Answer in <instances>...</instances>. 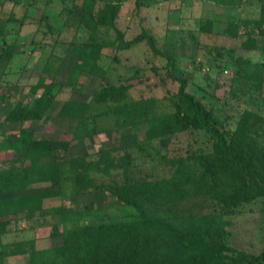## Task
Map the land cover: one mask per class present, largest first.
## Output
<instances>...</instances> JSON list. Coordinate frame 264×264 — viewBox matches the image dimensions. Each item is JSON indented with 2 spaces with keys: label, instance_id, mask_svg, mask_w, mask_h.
<instances>
[{
  "label": "rangeland",
  "instance_id": "374dc122",
  "mask_svg": "<svg viewBox=\"0 0 264 264\" xmlns=\"http://www.w3.org/2000/svg\"><path fill=\"white\" fill-rule=\"evenodd\" d=\"M72 1L0 0V26L5 31L0 44L14 45L12 57H0V88L6 96L0 100V166L4 165L2 156L21 154L19 148H8L9 141L18 140L21 129L32 131L36 138L67 137L78 119L58 115L63 100L88 99L102 85L126 78L131 83L129 100L154 98L157 112L172 109L173 95L183 84L185 91L212 111L226 132L244 131L258 149H264V35L257 29L252 31V25H244L241 19L234 20L237 12L227 13L224 5L211 0H121L116 27L124 40L143 38L128 48L105 45L99 59L105 76L83 72L79 84L69 85L70 43L90 39L109 43L116 38L109 26L89 32L79 21L80 8L69 12ZM259 13L256 6L248 15L254 18ZM209 18L215 20L213 31H201L199 26ZM230 23L236 27L229 25L226 31ZM146 35L152 37L154 48ZM247 36L254 40L255 48L240 46ZM41 76L46 82L55 81L53 92L58 93L45 116L28 122L6 121L4 116L16 101L27 104L35 97L31 86ZM104 108V104L94 105L91 112L96 115L88 125L95 131L74 139L63 152L65 157L80 155L96 160L101 150H110L116 158L126 152L130 155L129 178L154 179L169 176L174 159L213 149V139L201 129L180 131L163 141L147 140V123L120 126L121 117L101 113ZM118 169L110 173L90 169L95 185L84 194H73L67 175L63 194L45 199V208H56L53 213L37 212L30 218L23 213L0 215L1 221H7L6 231L0 233L1 264H30L32 247L62 244L74 224L138 217L137 210L104 188L121 181ZM50 188L49 183H37L30 191ZM194 209L195 219L186 229L221 252H264V196L231 207L209 198L195 204ZM64 214L68 219L62 218ZM18 244L26 253L14 252ZM217 264L232 263L224 258Z\"/></svg>",
  "mask_w": 264,
  "mask_h": 264
},
{
  "label": "trees",
  "instance_id": "16d2710c",
  "mask_svg": "<svg viewBox=\"0 0 264 264\" xmlns=\"http://www.w3.org/2000/svg\"><path fill=\"white\" fill-rule=\"evenodd\" d=\"M224 6H236L243 0H211ZM72 7L80 8V23L91 33L100 26L112 27L115 40L104 43L87 40L70 43L72 56L71 70L67 83L77 85L80 75L85 72L104 77L105 71L99 65L102 49L112 45L116 49L128 48L137 39L124 40L115 20L121 9V0H78ZM215 20L207 19L199 26L203 32H212ZM244 25H252L264 35V3L259 16L242 19ZM229 25L226 27L228 31ZM5 33L0 26V35ZM231 34H235L232 33ZM236 35V34H235ZM147 42L154 48L150 35ZM244 49L255 48L252 38H245ZM14 45L2 42L0 57L10 58ZM55 81L46 82L39 77L31 86L35 97L27 104L16 101L4 119L9 122L41 119L58 93L53 92ZM128 78L118 83L104 84L88 99L63 100L58 115L78 119L75 130L67 137L36 138L33 132L21 129L16 142L9 141L8 148H19L21 154L3 158L0 166V215L23 213L30 218L37 212L53 213L54 207L45 208V199L62 195V186L70 178L73 194H84L94 187L90 169L100 172L120 169V182H113L104 188L114 194L123 204L139 212L131 220L89 221L74 224L64 235L62 244L46 249L29 250L30 264H217L228 259L232 264H264V252L252 255L237 252L227 255L202 237L186 229L195 219V204L204 199H216L224 207L249 202L258 195L264 196V149H258L244 131L235 130L229 134L221 127L212 111L193 94L185 91L184 85L173 95V107L169 111L157 112L154 98L130 99ZM6 98L1 92L0 100ZM104 104L101 113H112L121 117L120 126L134 125L140 121L147 123V140H167L171 135L189 129H201L213 139L210 152H193L187 157L174 159L169 176L154 179L129 178L130 155L124 152L114 157L110 150L98 152L96 160H86L85 156L65 157L71 142L93 133L88 120L95 117L91 112L94 105ZM11 150V149H10ZM118 169V170H119ZM68 175V176H67ZM49 183L51 188L30 191L37 183ZM68 214L63 219H68ZM7 221L0 220V233L6 231ZM15 253H26L18 244ZM1 255V252H0ZM1 264V261H0Z\"/></svg>",
  "mask_w": 264,
  "mask_h": 264
},
{
  "label": "crops",
  "instance_id": "0c3cea01",
  "mask_svg": "<svg viewBox=\"0 0 264 264\" xmlns=\"http://www.w3.org/2000/svg\"><path fill=\"white\" fill-rule=\"evenodd\" d=\"M256 6H261V0H243L239 5L236 6H225L227 9V13H231V12H237L239 15L234 17V20H238V19H249V11L250 8H256ZM236 9V10H235ZM258 15H256L254 18L258 17ZM13 56V55H12ZM11 56V57H12Z\"/></svg>",
  "mask_w": 264,
  "mask_h": 264
},
{
  "label": "built area",
  "instance_id": "2783aa9c",
  "mask_svg": "<svg viewBox=\"0 0 264 264\" xmlns=\"http://www.w3.org/2000/svg\"><path fill=\"white\" fill-rule=\"evenodd\" d=\"M208 69V68H207ZM224 72L226 73L227 72V70H224Z\"/></svg>",
  "mask_w": 264,
  "mask_h": 264
}]
</instances>
